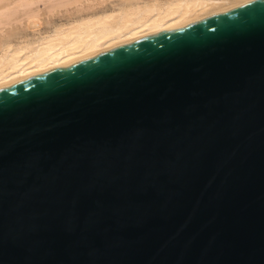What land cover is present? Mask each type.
I'll list each match as a JSON object with an SVG mask.
<instances>
[{
	"label": "water",
	"instance_id": "95a60500",
	"mask_svg": "<svg viewBox=\"0 0 264 264\" xmlns=\"http://www.w3.org/2000/svg\"><path fill=\"white\" fill-rule=\"evenodd\" d=\"M0 264H264V0L0 87Z\"/></svg>",
	"mask_w": 264,
	"mask_h": 264
},
{
	"label": "bare ground",
	"instance_id": "6f19581e",
	"mask_svg": "<svg viewBox=\"0 0 264 264\" xmlns=\"http://www.w3.org/2000/svg\"><path fill=\"white\" fill-rule=\"evenodd\" d=\"M252 1L0 0V87Z\"/></svg>",
	"mask_w": 264,
	"mask_h": 264
},
{
	"label": "rangeland",
	"instance_id": "374dc122",
	"mask_svg": "<svg viewBox=\"0 0 264 264\" xmlns=\"http://www.w3.org/2000/svg\"><path fill=\"white\" fill-rule=\"evenodd\" d=\"M59 18V17H58Z\"/></svg>",
	"mask_w": 264,
	"mask_h": 264
}]
</instances>
